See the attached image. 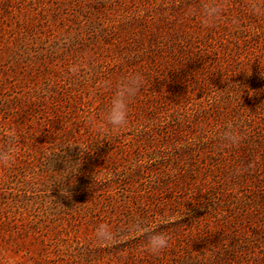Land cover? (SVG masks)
Segmentation results:
<instances>
[{
	"label": "rangeland",
	"instance_id": "obj_1",
	"mask_svg": "<svg viewBox=\"0 0 264 264\" xmlns=\"http://www.w3.org/2000/svg\"><path fill=\"white\" fill-rule=\"evenodd\" d=\"M0 264H264V0H0Z\"/></svg>",
	"mask_w": 264,
	"mask_h": 264
}]
</instances>
